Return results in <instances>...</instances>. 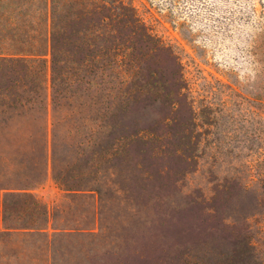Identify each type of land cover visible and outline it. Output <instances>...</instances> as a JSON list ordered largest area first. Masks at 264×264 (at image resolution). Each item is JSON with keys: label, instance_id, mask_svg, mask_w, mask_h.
Segmentation results:
<instances>
[{"label": "rangeland", "instance_id": "374dc122", "mask_svg": "<svg viewBox=\"0 0 264 264\" xmlns=\"http://www.w3.org/2000/svg\"><path fill=\"white\" fill-rule=\"evenodd\" d=\"M126 1L178 62L133 38L55 117L49 54L40 108L0 66V264H264V0Z\"/></svg>", "mask_w": 264, "mask_h": 264}, {"label": "trees", "instance_id": "16d2710c", "mask_svg": "<svg viewBox=\"0 0 264 264\" xmlns=\"http://www.w3.org/2000/svg\"><path fill=\"white\" fill-rule=\"evenodd\" d=\"M133 38L169 51L177 61L126 0H0V66L25 65L40 108L49 54L53 117L60 100L71 97L80 83H100L111 74L130 77L123 65L132 61ZM24 140L20 135L14 142Z\"/></svg>", "mask_w": 264, "mask_h": 264}]
</instances>
